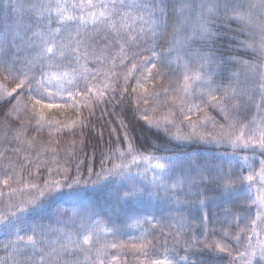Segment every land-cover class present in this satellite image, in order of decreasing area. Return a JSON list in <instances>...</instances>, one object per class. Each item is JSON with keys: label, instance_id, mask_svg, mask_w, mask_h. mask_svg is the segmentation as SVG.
I'll return each mask as SVG.
<instances>
[{"label": "snow or ice", "instance_id": "obj_1", "mask_svg": "<svg viewBox=\"0 0 264 264\" xmlns=\"http://www.w3.org/2000/svg\"><path fill=\"white\" fill-rule=\"evenodd\" d=\"M22 11L45 24L32 34L38 39L39 48L27 59L28 67L23 72L0 66V129L4 132L0 145L13 142L16 145L0 147V185L8 189L7 196L0 191V230L6 234V239L0 241L3 253L0 264H114L115 257L106 259L109 249L129 247L122 242L101 243L99 233L109 231L105 222L95 219L86 223L77 210L71 211L72 218L79 217L77 231L51 222L46 228L25 227L27 210L45 194L69 182L75 184L86 182L85 178L103 177L124 166L113 163V153L119 161L126 152L132 151L125 108L135 106L141 113L140 119L171 126L180 139L199 136L218 142L227 139L233 145L264 146V101L253 114L245 116L246 123L233 116L235 109L248 99L250 88L258 89L264 96V63L245 62L244 71L257 77L250 86L237 84L220 94L209 92L207 101L201 104L189 98L193 81L201 79L202 73L188 70L180 57L192 36L209 32L206 15L216 11L214 0H204L198 15L188 5H181L177 10V20L168 33L169 52L175 54L181 72L174 81L162 75L154 62L159 54L153 41L162 30H167V17L158 19L145 0H37ZM232 14L248 34L242 43L257 49L264 57V0H248L247 8L237 7ZM149 81L155 85L151 91L146 86ZM169 94L173 98L170 103ZM162 104L169 107L170 115L175 108L180 116L179 124L176 119L158 115ZM214 109L219 111L209 115ZM97 112L101 115L107 112L112 119L103 125L94 123ZM190 112L203 114L204 118L194 121L188 115ZM61 113L63 119H58ZM45 126L72 138L66 142L64 161L70 167H62L59 161H55V168L33 162L29 150L37 147ZM30 132L37 135L29 140ZM102 137L111 143L105 140L102 156L96 161L99 168L95 163L89 167L84 162L88 157L84 149L90 144L95 148ZM49 143L57 145L50 154L54 159L61 141L50 139ZM77 145L78 151H68ZM22 153L29 154L21 158ZM40 155L37 150L35 160ZM155 166L164 167L160 163ZM24 171L28 172L27 182L22 175ZM55 176L62 179H53ZM257 178L260 187L255 203L259 204L260 211L236 238L244 249L236 250L243 264H259L253 258L257 253L264 256L261 238L264 236V165L258 173L255 171L246 177L250 182ZM179 237V233L172 235L174 240ZM153 245V240L130 245L143 256L138 264H171L167 258H152ZM217 246L223 248V245Z\"/></svg>", "mask_w": 264, "mask_h": 264}, {"label": "trees", "instance_id": "obj_2", "mask_svg": "<svg viewBox=\"0 0 264 264\" xmlns=\"http://www.w3.org/2000/svg\"><path fill=\"white\" fill-rule=\"evenodd\" d=\"M36 2L37 0H0V66L23 72L28 67L27 59L38 50V39L32 34L44 27L45 22L22 11L30 3ZM214 3L216 11L212 15H206L209 32L192 36L180 57L182 65H186L188 70L202 73L201 79L193 81L189 97L197 104L206 102L209 92L220 94L237 84L250 86L257 77L244 71L245 62L250 65L264 63V57L260 56L257 49L248 48L242 43L248 34L232 14L237 7L247 8L248 0H214ZM145 4L158 19L167 17V30H162V34L153 41V47L159 54L154 62L158 64V71L162 75L174 81L181 72L178 71L175 54L169 52L168 33L177 20V10L181 5H188L198 15L204 0H145ZM159 82L160 79L157 78V83ZM130 83L135 86L134 81ZM146 86L150 91L155 87L150 81ZM172 99L169 94L168 102ZM262 101L264 96L260 91L250 88L248 99L235 109L234 118L246 123L245 116L253 114ZM176 104H179L178 100ZM169 111V107L162 104L158 108V115L168 116L169 120L176 119L179 124L180 116L175 108L171 109V115ZM216 111L219 109L211 110L208 114L216 115ZM124 112L130 124L132 151L126 152L119 161L113 153V163H122L124 166L115 168L103 177L93 176L91 180L85 178L86 182L75 184L69 182L66 186L45 194L27 210L25 227L46 228L51 222L54 226L77 231L79 217H71V211L77 210L86 223L95 219L105 222L109 231L99 233L101 243L122 242L129 245L109 249L106 259L112 260L115 257L114 264L141 262L142 254L130 245L140 244L145 240L154 242L152 258H169L174 264H243L237 257L236 250L244 249L236 238L260 211L259 204L255 203L260 182L258 178L250 182L246 177L255 171L258 173L259 168L264 165V146L233 145L227 139L218 142L199 136L180 139L171 126L140 119L141 113L135 106L125 108ZM188 115L194 121L204 118L203 114L198 115L196 112ZM57 118L63 119V114ZM111 119L107 112L103 115L97 112L93 122L103 125ZM3 135L4 132L0 129V140ZM36 135L35 132H30L27 139ZM40 136L42 139L38 137L37 147L29 150L33 162L42 167L47 164L55 168V161H59L62 167H70L71 164H65L64 161L67 159L66 142L72 138L64 133L57 134L54 129L49 130L46 126ZM50 139L61 141L54 159L50 154L57 145L49 143ZM106 139L111 143L110 139L102 137L98 146L94 148L90 144L84 149L88 153L84 162L89 167L95 163L96 168H99L96 161L102 156ZM3 146L16 145L13 142L0 145ZM79 147L77 145L75 149L69 148L68 151H78ZM37 150L41 153L39 160H35ZM26 154L29 153H22L21 158ZM81 159H84L83 155ZM163 161H168L170 167L167 174L171 182L166 187L153 181L151 171L152 165ZM105 163L107 164L106 157ZM32 172L35 174V167ZM22 175L27 182L28 172L24 171ZM139 176L146 179L145 188L140 183ZM53 179L62 177L55 176ZM0 191L7 196L6 187L0 185ZM63 209L69 211L62 212ZM138 219H142V223L136 226ZM177 233L180 237L174 240L172 235ZM5 239L6 234L0 230V241ZM253 242H256L255 237ZM217 245H223V248ZM0 255L3 253L0 252ZM253 259L264 264L261 258Z\"/></svg>", "mask_w": 264, "mask_h": 264}, {"label": "rangeland", "instance_id": "obj_3", "mask_svg": "<svg viewBox=\"0 0 264 264\" xmlns=\"http://www.w3.org/2000/svg\"><path fill=\"white\" fill-rule=\"evenodd\" d=\"M160 164H163L164 167L163 168H158L154 165H152L151 167V171L153 173V181L154 182H157L159 184H162L163 186H168L169 183L171 182V179L168 177V170H169V162L168 161H163L162 163ZM141 179L140 180V183L143 184V187L145 188L147 186V182H146V179L142 176H139ZM260 187V186H259ZM142 223V219H138L136 220V226H139L140 224ZM262 239H264V236L261 237ZM257 259L258 258H261L263 261H264V256H261L259 253H257V255L255 256ZM168 260L171 261V264H174L173 260L167 258Z\"/></svg>", "mask_w": 264, "mask_h": 264}]
</instances>
